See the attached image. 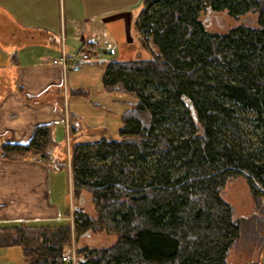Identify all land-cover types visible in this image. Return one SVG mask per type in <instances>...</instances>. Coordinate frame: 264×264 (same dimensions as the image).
Here are the masks:
<instances>
[{
    "label": "trees",
    "instance_id": "obj_1",
    "mask_svg": "<svg viewBox=\"0 0 264 264\" xmlns=\"http://www.w3.org/2000/svg\"><path fill=\"white\" fill-rule=\"evenodd\" d=\"M142 5L134 25L150 57L107 62L101 77L108 92L134 99L120 116L119 138L73 140L69 149L72 193H89L95 213L75 211V231L116 234L107 247L79 246L76 264H230L243 234L264 244V135L249 150L225 133L239 130L243 113L264 133V0ZM203 9L255 13L256 26L210 31ZM31 134L2 144L3 158H46L49 124ZM239 176L261 214L233 216L222 190ZM71 234L68 221L21 222L0 227V247L20 246L24 264H68L61 255Z\"/></svg>",
    "mask_w": 264,
    "mask_h": 264
},
{
    "label": "crops",
    "instance_id": "obj_2",
    "mask_svg": "<svg viewBox=\"0 0 264 264\" xmlns=\"http://www.w3.org/2000/svg\"><path fill=\"white\" fill-rule=\"evenodd\" d=\"M142 7V0H16L14 13L3 8L16 28L0 33V146L28 141L42 123L49 124L53 145L43 159H4L0 147V225L65 219L69 200L57 202L52 179L62 171L66 179L67 171L57 162L50 167L58 154L52 150L66 137L119 138L120 116L134 99L108 92L101 77L107 62L140 53L134 23ZM63 47L68 57L86 50L90 58L64 73L52 62ZM64 102L74 120L69 133Z\"/></svg>",
    "mask_w": 264,
    "mask_h": 264
},
{
    "label": "rangeland",
    "instance_id": "obj_3",
    "mask_svg": "<svg viewBox=\"0 0 264 264\" xmlns=\"http://www.w3.org/2000/svg\"><path fill=\"white\" fill-rule=\"evenodd\" d=\"M16 0H0V33L8 30L12 31L16 28L14 21L12 19H8V16H5L3 8L14 13L13 2ZM201 18L204 20V23L208 30L210 31H224L230 28L231 26H235L237 23H243L245 25L256 26V14L248 12V14L240 15L237 18H234L223 11H208L206 12L203 9L200 12ZM7 21L3 22V19ZM72 42V41H69ZM144 49V48H143ZM140 46V53L131 54L132 58H149L150 54L143 50ZM143 51V52H142ZM152 92V91H150ZM73 123V118H70ZM238 125L239 130L235 131V128L228 127L225 129V133L227 138H230L233 143H239L240 145H244L246 149L249 150H257L258 144L260 142L261 137H263V130L259 127H256L255 124L251 120V114L243 113L238 116ZM72 135V134H71ZM65 136V135H64ZM73 138L66 137L65 145L64 140L61 145H57L52 151L58 154L55 162L51 161L49 163L50 167L54 166V164L64 165L67 171V177L65 179V174L60 172L57 176L53 177V181L57 184L55 188V198L58 200L57 202H61L62 206L66 205V201L68 202V211H66L65 219L58 220H30L24 221L23 224L30 225H43L49 221H68L71 227V241L70 246L66 247L65 250L72 248L75 246L76 250L78 247H88V248H99V247H107L114 243L116 240V234L114 233H105L103 231L93 232L91 230H86L83 233H77L75 231V223L74 220L76 218L74 206L85 207L86 212L93 216L94 213V205L91 202V196L86 191H82V195L76 196L72 193V181L70 180L71 169H70V159L68 157L69 149L71 147V142ZM63 158L62 161H59ZM222 190V197L224 200L228 201L232 206V212L234 217H242V216H251L253 214H261L260 208L256 205L255 200L253 199L249 186L246 183L244 177H233L225 184ZM0 227L9 228L13 227V225L21 224L18 221L9 220L6 222H2ZM264 235V231H261ZM243 238L237 242L230 251L227 261L230 264H264V244L256 245L255 242L250 241V239L243 234ZM26 262V258L22 257L21 247L17 245H10L9 247H0V264H24Z\"/></svg>",
    "mask_w": 264,
    "mask_h": 264
},
{
    "label": "built area",
    "instance_id": "obj_4",
    "mask_svg": "<svg viewBox=\"0 0 264 264\" xmlns=\"http://www.w3.org/2000/svg\"><path fill=\"white\" fill-rule=\"evenodd\" d=\"M63 39H61V45H63ZM89 54L86 50H81L77 53L76 56L74 57H68L65 52H64V47L62 48V52L60 53V56L53 59L52 62L55 64H58L63 72L65 73L66 71H77L79 70L80 65L89 60ZM64 107H65V102H64ZM63 120H64V127L67 133L69 131L71 132V124L72 120L70 119V113L67 111V107H65L64 113H63ZM62 260L65 261L68 264H76L78 260V256L76 253V248L75 246H72V248H69L65 250L62 255Z\"/></svg>",
    "mask_w": 264,
    "mask_h": 264
},
{
    "label": "water",
    "instance_id": "obj_5",
    "mask_svg": "<svg viewBox=\"0 0 264 264\" xmlns=\"http://www.w3.org/2000/svg\"><path fill=\"white\" fill-rule=\"evenodd\" d=\"M74 210L75 211H77V212H83V208H80V207H78V206H76L75 208H74Z\"/></svg>",
    "mask_w": 264,
    "mask_h": 264
}]
</instances>
